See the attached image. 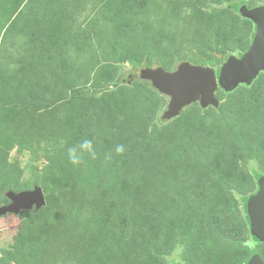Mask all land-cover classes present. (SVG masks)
I'll return each mask as SVG.
<instances>
[{
  "label": "rangeland",
  "instance_id": "obj_1",
  "mask_svg": "<svg viewBox=\"0 0 264 264\" xmlns=\"http://www.w3.org/2000/svg\"><path fill=\"white\" fill-rule=\"evenodd\" d=\"M147 1L145 13L134 15L140 26L124 42L104 17L106 0H0V154L17 166L15 173L0 171V207L9 203L8 191L38 186L45 196L39 210L0 217V259L6 264H248L252 250L264 259V240L254 236L249 219L245 225L236 197L247 193L249 217L247 201L264 177V72L232 90L259 101L255 110L262 117L245 127L226 106L232 91L218 89L217 106L195 102L166 119L169 97L139 78L141 69L171 72L180 62L215 70L226 52L214 40L220 26L227 24L230 37L236 36L228 52L237 58L251 46L256 26L248 19V39L250 26L227 6L243 0ZM244 1L240 7H264V0ZM54 11L63 12L57 21L68 45L43 64L27 36ZM74 89L84 98L70 99ZM204 134L215 136L217 146L191 152L189 195L203 213L230 206L246 229L240 246L220 242L199 249L189 240L191 230L199 236L202 218L181 215L174 153L189 135ZM85 138L96 144L98 158L85 156L76 167L68 149ZM121 144L122 156L115 153ZM172 198L169 219L161 208ZM108 200L114 205L109 222L116 229L120 220L130 226L128 245L120 234L104 236L95 224Z\"/></svg>",
  "mask_w": 264,
  "mask_h": 264
},
{
  "label": "trees",
  "instance_id": "obj_2",
  "mask_svg": "<svg viewBox=\"0 0 264 264\" xmlns=\"http://www.w3.org/2000/svg\"><path fill=\"white\" fill-rule=\"evenodd\" d=\"M105 10H104V17L109 21L111 33L116 39L125 40L126 42L127 37H130L133 33V30L136 26H140L136 24V19L134 18V15H137L139 13L144 14L143 12L144 7L147 4V0H106ZM241 5H245V1H242ZM240 5V6H241ZM227 6L233 10L238 17H240L238 9L239 5L236 3H229ZM58 11H54L53 19L50 18V20H45L40 25H35L32 28H30L29 35L27 36V39L30 43L34 44L37 43L39 47V56L40 60L43 64L51 63L56 57L61 55V53L64 52V49L66 45V39L64 34L60 32L59 30V23L62 22V13L59 15L57 14ZM58 19V21H57ZM63 19H65L63 17ZM241 21L243 24H246L250 26L248 39H251V36L253 34L252 30V23L246 19L241 18ZM56 20V21H55ZM57 24V25H55ZM61 25V24H60ZM64 27V26H63ZM225 27V25H224ZM231 30L226 24L225 29L220 26L217 34L215 35V43L219 46V48H223L226 50L225 53L222 54L221 60L224 62L228 59V57L231 55L228 50L234 45H236L234 38L230 37ZM233 43V44H232ZM250 43V41H249ZM74 48L79 50L80 46L76 47V42L74 41ZM244 40H240L238 43V46L244 47ZM72 46V45H71ZM245 49V47H244ZM215 74L218 76L220 67L216 68ZM108 88H115L117 86L116 83L111 84L110 86L107 85ZM74 90L69 91L70 99H83L84 95L80 94L79 92H73ZM231 97L229 98L226 106L228 107V111L233 112L237 115L236 120L237 123L240 126L245 127L246 125H254L255 122H257L261 114H259L258 110L255 109L259 108V101L253 96V94H250V96H247V98H239V96L236 94V90L231 92ZM254 98H253V97ZM238 111V112H237ZM243 129V128H242ZM219 143V142H218ZM217 146V138L215 136H211L210 134H204L199 136L189 135L182 143H180L176 147V151L174 153V170H175V179H174V186L178 191L179 195H183V205L185 207V211L181 213L182 216L188 217L191 213L195 219L202 218V221L200 223V233L199 236H195V231L191 230L189 233V240L191 242H195L197 247L199 249H208L209 247H213V245H217L220 242H226L236 245L243 244V240L245 238V230L244 227L241 226V221H238L236 217H234L232 208L230 206L226 205H219L218 209L212 213H203L204 211L201 209H198L196 205V201L189 195V190L187 188V168L190 166L191 163V152L195 149H200L203 153L207 150L209 153ZM0 171H8V173L11 174L15 173L17 171V166L14 164H10L8 162V154L2 153L0 154ZM258 177V175H257ZM237 194V200L242 202L243 207L241 208V213L243 216V221L246 226L249 227V217L247 216L246 209H245V202L246 198L243 197L244 195H247V193H236ZM48 195V194H47ZM45 198V196H44ZM173 199V198H172ZM168 200V199H167ZM165 200L164 204L161 208L162 211H166L165 218H171L172 216V210L174 207L175 198L172 200V202L169 204L168 201ZM169 204L168 209L166 208V204ZM113 203L108 200L103 208L99 211V213L95 216V224L100 228V231L102 230L104 236H108L110 234H120L123 244L128 245L130 242V234L131 229L129 224L126 222L124 218H121L122 220H125V222H122L120 220V226L119 229H116L114 224L110 223L109 221L110 216L112 215V209H113ZM177 206H179L177 204ZM175 208V207H174ZM179 210V209H178ZM24 212L20 211L19 213ZM113 225V226H112ZM258 254L261 259L262 255H260L257 251L252 250L249 253V258L252 255ZM247 260V261H248ZM247 263V262H246ZM245 263V264H246ZM0 264H6L4 262V258L0 259Z\"/></svg>",
  "mask_w": 264,
  "mask_h": 264
},
{
  "label": "water",
  "instance_id": "obj_3",
  "mask_svg": "<svg viewBox=\"0 0 264 264\" xmlns=\"http://www.w3.org/2000/svg\"><path fill=\"white\" fill-rule=\"evenodd\" d=\"M239 14L255 24L256 32L249 49L239 58L229 56L218 76L209 67L188 62H180L171 72L160 67L139 71V78L149 81L155 90L169 97L167 109L162 114L164 118L178 116L184 107L195 102L201 107L217 106L215 92L218 89L232 91L240 84L251 83L264 72V7L248 9L242 6ZM258 187V192L247 201V212L254 236L264 240V177L258 179ZM6 197L9 203L0 207V217L23 210H39L45 205L44 193L38 186L16 193L8 191ZM248 264H264V261L255 254Z\"/></svg>",
  "mask_w": 264,
  "mask_h": 264
},
{
  "label": "clouds",
  "instance_id": "obj_4",
  "mask_svg": "<svg viewBox=\"0 0 264 264\" xmlns=\"http://www.w3.org/2000/svg\"><path fill=\"white\" fill-rule=\"evenodd\" d=\"M126 151V148L124 145H117L115 148V153L117 155H124ZM68 159L69 162L76 166L79 167L85 163V156L90 157L92 160H95L98 158V152H97V147L96 144L92 139H83L80 141L79 144L70 147L68 149ZM105 159L107 161H110L112 159L111 153L107 154L105 156Z\"/></svg>",
  "mask_w": 264,
  "mask_h": 264
}]
</instances>
